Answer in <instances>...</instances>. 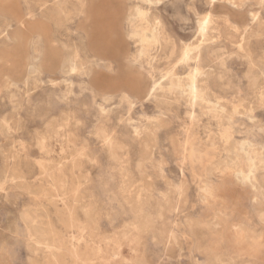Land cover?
I'll use <instances>...</instances> for the list:
<instances>
[{"label": "rangeland", "instance_id": "374dc122", "mask_svg": "<svg viewBox=\"0 0 264 264\" xmlns=\"http://www.w3.org/2000/svg\"><path fill=\"white\" fill-rule=\"evenodd\" d=\"M0 264H264V0H0Z\"/></svg>", "mask_w": 264, "mask_h": 264}, {"label": "bare ground", "instance_id": "6f19581e", "mask_svg": "<svg viewBox=\"0 0 264 264\" xmlns=\"http://www.w3.org/2000/svg\"><path fill=\"white\" fill-rule=\"evenodd\" d=\"M139 13V12H138ZM142 16H144V15H142ZM148 22V21H147ZM141 23H143V22H141ZM142 25V24H141ZM140 25V26H141ZM146 25V24H145ZM143 26V25H142ZM199 27H200V29L201 30H205V22L203 21H201V23H200V25H199ZM144 29V28H143ZM139 30H142V29H139ZM138 34H142L141 33V31L140 32H138V31H136L135 29H134V31L132 32V36H136V35H138ZM143 36H144V33L142 34ZM145 37H147V36H145ZM147 39L148 38H146V40H145V42L144 43H148L150 40H152V39H149L148 41H147ZM147 41V42H146ZM144 48V46L142 47V49ZM65 49H66V47H65ZM142 49H140V53H142L143 51H142ZM144 53V52H143ZM145 53H147V52H145ZM187 52H185V54H186ZM73 62V61H72ZM198 63V62H197ZM257 65V64H256ZM249 80H251V79H249ZM193 81V83H192V85L191 86H195L194 85V79L192 80ZM256 82H257V80H256ZM214 84V83H213ZM253 85H256L255 83H253ZM169 86V85H168ZM153 88H155V85L153 86ZM164 88V87H163ZM194 88V87H193ZM201 88V87H200ZM189 89V88H188ZM168 91V90H167ZM185 92H186V90H185ZM210 93V92H209ZM162 95V94H161ZM182 97V96H181ZM195 105V104H194ZM196 118V117H195ZM196 120V119H195ZM114 138V137H113ZM119 145V144H118ZM230 149V148H229ZM115 150H116V148H115ZM111 153V152H110ZM115 153V152H114ZM191 154V153H190ZM63 184V183H62ZM31 216V215H30ZM25 217V216H24ZM33 217V216H32ZM30 218V217H29ZM26 220V219H25ZM90 224V223H89ZM40 232V231H39ZM43 232H45V231H43ZM36 250H38V249H36ZM39 251V250H38Z\"/></svg>", "mask_w": 264, "mask_h": 264}]
</instances>
